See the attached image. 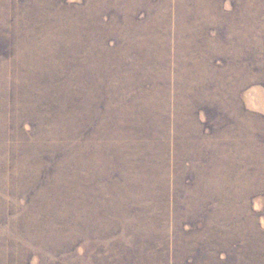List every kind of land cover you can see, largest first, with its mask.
Masks as SVG:
<instances>
[{
  "label": "rangeland",
  "instance_id": "374dc122",
  "mask_svg": "<svg viewBox=\"0 0 264 264\" xmlns=\"http://www.w3.org/2000/svg\"><path fill=\"white\" fill-rule=\"evenodd\" d=\"M0 264H264V0H0Z\"/></svg>",
  "mask_w": 264,
  "mask_h": 264
}]
</instances>
